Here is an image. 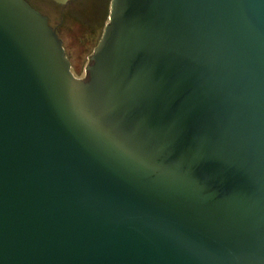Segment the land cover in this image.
I'll return each mask as SVG.
<instances>
[{
  "label": "water",
  "instance_id": "water-1",
  "mask_svg": "<svg viewBox=\"0 0 264 264\" xmlns=\"http://www.w3.org/2000/svg\"><path fill=\"white\" fill-rule=\"evenodd\" d=\"M0 264H264V0H0Z\"/></svg>",
  "mask_w": 264,
  "mask_h": 264
},
{
  "label": "flooded vegetation",
  "instance_id": "flooded-vegetation-1",
  "mask_svg": "<svg viewBox=\"0 0 264 264\" xmlns=\"http://www.w3.org/2000/svg\"><path fill=\"white\" fill-rule=\"evenodd\" d=\"M98 0H66V2L62 5H56L52 2L39 0V2H35L34 5L38 8H35L31 3H29L35 10L40 12L43 16H45L48 19L49 25L52 27V29L57 33L59 39L63 43V47L65 49L67 57L69 56L67 53V50L64 46V39L61 36V27L65 26V22L71 21L74 22V28H80L82 30V35L78 38V43L85 47L88 45V39L90 35L98 34L100 32L99 39L97 42V46L102 38V35L104 33L105 27L108 24L109 21V15H110V9H111V2L112 0H101L102 5L104 6V10L106 11L105 20L104 23H101V26L99 28L97 27H90L87 23H81V19L77 17V15H80V17H84L85 15H88L90 19L93 21V16L96 11V4ZM101 5V6H102ZM104 12V11H103ZM101 13V16H104V13ZM102 19V18H101ZM102 22V21H101ZM67 25V24H66ZM102 27V28H101ZM101 29V31H100ZM91 42V41H90ZM96 46V47H97ZM69 60V57H68ZM70 61V60H69ZM71 64V70L73 69L72 63ZM81 78V77H80ZM86 78V74L82 79Z\"/></svg>",
  "mask_w": 264,
  "mask_h": 264
},
{
  "label": "rangeland",
  "instance_id": "rangeland-1",
  "mask_svg": "<svg viewBox=\"0 0 264 264\" xmlns=\"http://www.w3.org/2000/svg\"><path fill=\"white\" fill-rule=\"evenodd\" d=\"M28 3H31L35 8H38L34 5L35 2H39V0H26ZM48 2H52L56 5H62L66 2V0H44ZM101 0L97 1L96 4V11L93 16V21L90 19L88 15L84 17H80L77 15L79 19H81V23H87L90 27H97L101 26V23H104L106 11L104 10V6L102 5ZM104 11V12H103ZM104 13V16H101V13ZM102 18V19H101ZM102 21V22H101ZM67 24V25H66ZM75 23L71 21H66L65 26L61 27V36L64 39V46L67 50L68 57L70 62L72 63V73L74 76L79 79L83 80L82 77L86 74V68L90 64L91 56L93 55L94 50L96 49L97 42L100 36V32L98 34L90 35L88 39V45L83 47L78 43V38L82 35V30L80 28H74ZM102 28V27H101ZM101 31V29H100ZM82 32V33H81ZM91 41V42H90ZM81 77V78H80Z\"/></svg>",
  "mask_w": 264,
  "mask_h": 264
}]
</instances>
